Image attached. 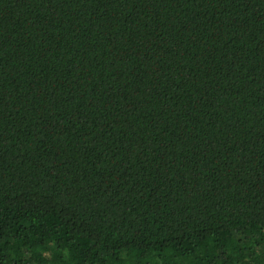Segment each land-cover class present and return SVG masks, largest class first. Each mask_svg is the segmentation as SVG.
<instances>
[{
  "label": "trees",
  "instance_id": "obj_1",
  "mask_svg": "<svg viewBox=\"0 0 264 264\" xmlns=\"http://www.w3.org/2000/svg\"><path fill=\"white\" fill-rule=\"evenodd\" d=\"M0 264H264V0H0Z\"/></svg>",
  "mask_w": 264,
  "mask_h": 264
}]
</instances>
